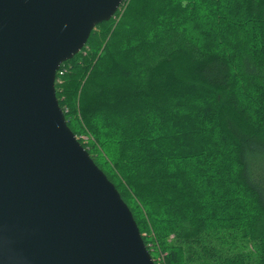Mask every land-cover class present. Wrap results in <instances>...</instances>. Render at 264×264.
Listing matches in <instances>:
<instances>
[{
	"label": "trees",
	"instance_id": "1",
	"mask_svg": "<svg viewBox=\"0 0 264 264\" xmlns=\"http://www.w3.org/2000/svg\"><path fill=\"white\" fill-rule=\"evenodd\" d=\"M63 68L154 264H264V0H124Z\"/></svg>",
	"mask_w": 264,
	"mask_h": 264
},
{
	"label": "water",
	"instance_id": "2",
	"mask_svg": "<svg viewBox=\"0 0 264 264\" xmlns=\"http://www.w3.org/2000/svg\"><path fill=\"white\" fill-rule=\"evenodd\" d=\"M124 0H0V264H154L54 89Z\"/></svg>",
	"mask_w": 264,
	"mask_h": 264
},
{
	"label": "rangeland",
	"instance_id": "3",
	"mask_svg": "<svg viewBox=\"0 0 264 264\" xmlns=\"http://www.w3.org/2000/svg\"><path fill=\"white\" fill-rule=\"evenodd\" d=\"M88 134H84V135H81L80 136V139H81L82 142L87 143V141H89V140H91V142H94V138L90 134L89 135ZM167 240L169 241L170 240V237H168ZM148 245H150L151 250H153L152 245L151 244H148ZM246 249L252 250L251 245L247 243L246 244ZM163 256H164V254L162 252H160V251H157V252L154 253V257H155L154 259H156V261L158 262V264H161L162 263L163 258H164Z\"/></svg>",
	"mask_w": 264,
	"mask_h": 264
},
{
	"label": "built area",
	"instance_id": "4",
	"mask_svg": "<svg viewBox=\"0 0 264 264\" xmlns=\"http://www.w3.org/2000/svg\"><path fill=\"white\" fill-rule=\"evenodd\" d=\"M57 72H58L59 75H62L65 72V69L64 68L61 69V70L59 69Z\"/></svg>",
	"mask_w": 264,
	"mask_h": 264
}]
</instances>
